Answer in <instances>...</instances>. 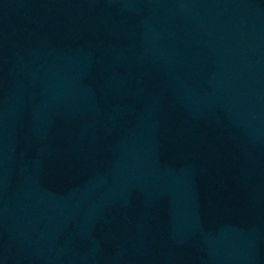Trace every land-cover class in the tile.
Instances as JSON below:
<instances>
[{"label": "water", "instance_id": "1", "mask_svg": "<svg viewBox=\"0 0 264 264\" xmlns=\"http://www.w3.org/2000/svg\"><path fill=\"white\" fill-rule=\"evenodd\" d=\"M220 89L240 264H264V0H201Z\"/></svg>", "mask_w": 264, "mask_h": 264}]
</instances>
